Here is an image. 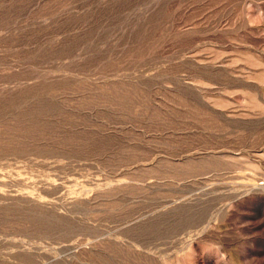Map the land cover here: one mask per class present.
Returning a JSON list of instances; mask_svg holds the SVG:
<instances>
[{
	"label": "rangeland",
	"instance_id": "rangeland-1",
	"mask_svg": "<svg viewBox=\"0 0 264 264\" xmlns=\"http://www.w3.org/2000/svg\"><path fill=\"white\" fill-rule=\"evenodd\" d=\"M0 264H264V0H0Z\"/></svg>",
	"mask_w": 264,
	"mask_h": 264
}]
</instances>
